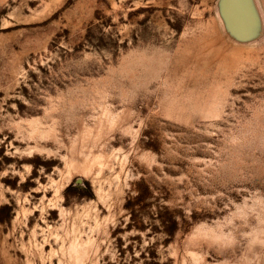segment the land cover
Wrapping results in <instances>:
<instances>
[{
	"label": "rangeland",
	"instance_id": "rangeland-1",
	"mask_svg": "<svg viewBox=\"0 0 264 264\" xmlns=\"http://www.w3.org/2000/svg\"><path fill=\"white\" fill-rule=\"evenodd\" d=\"M0 264H264V0H0Z\"/></svg>",
	"mask_w": 264,
	"mask_h": 264
}]
</instances>
